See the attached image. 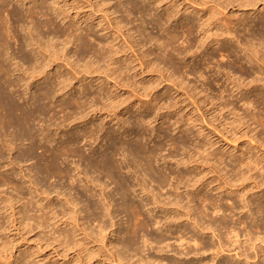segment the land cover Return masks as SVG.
<instances>
[{"label": "rangeland", "instance_id": "374dc122", "mask_svg": "<svg viewBox=\"0 0 264 264\" xmlns=\"http://www.w3.org/2000/svg\"><path fill=\"white\" fill-rule=\"evenodd\" d=\"M56 1H59L61 6H64V3L67 2L68 7L73 6V8L74 7L77 8V3L81 5V6L79 5L80 7H84L83 11L81 10L82 11L81 13L82 22L81 20L79 21L77 18H74L77 16L76 14L78 11L74 10L70 12L68 10V12H70L69 15H71V17L75 19L74 21L80 22L82 26V28L76 32L78 35L81 33L83 35H86V32H90L91 34L89 36L90 38L89 37L87 38L89 47L86 48L87 50L83 48L84 52L82 50V54L86 57L83 59L84 61L83 60L79 61V57L75 55L76 51L79 50V48L77 47V43L68 44L65 42V39H66L65 36L55 38L54 34L48 39L46 38L43 39V40L46 39L44 41L45 44L47 43H49V45L55 44L57 50H63V48L65 50V45L67 44L66 46L67 49L65 50L66 52L65 54L67 57H69L70 60L69 59L67 60V58L66 60H64L65 58H63L61 55V59L58 58L59 60L55 61L56 58H55V55H53V52H52L53 60L49 59L48 55L46 56L48 59L44 57L46 60H42L41 63L42 64L46 63L44 65H48V64L49 65L44 66L41 64L42 67L40 65L39 66L41 67L40 69L45 72L42 73L38 78H36L38 79L36 80L37 82H34V83L31 82L32 83L31 88L26 87V85L21 87V92L26 93L25 95L26 100L29 96L33 97L34 95H37V94H38L37 96H39V94L43 90H46L48 86L50 88L53 86L56 89H58L57 87H59L60 84H57V83H59L60 79H61L60 81H62V79L67 78L73 81L72 83H69L71 85L64 92L62 93L60 91L57 92L56 97L53 99V101L50 102L52 112L50 113L49 117L47 116V118L40 119L34 124V127L37 129L36 131L38 133H40L41 131H44L50 134L48 141L42 139L43 136H40L38 138L36 147H35L36 149H34V156L36 158L30 161H25V160L20 159V153L22 149H27L28 147H30V143H31L30 140H26L22 142L18 141L16 145H14L15 149L13 151H7L4 154L6 163H4L0 168V171H1L0 193L6 198H9V197H13V199L18 198L17 200H20L19 197L22 196L23 198L20 197L22 198L21 202H18L16 204V209L18 210H21V208H23L21 207L23 206V203L28 204L29 201L31 202L33 200L34 205L37 206L38 203L36 202H38V200L39 201L41 200L40 202L44 204L42 208H44L45 205L47 206L52 205L55 208L53 209L51 207V209H53V211L55 210L54 213H56V211L57 213L59 212L58 213L59 216L58 217L56 216L54 220L56 225L54 222L53 223L51 222L53 221L52 219L50 221L52 223V226L49 225L50 222L48 223V225L46 224V226H50V228L46 226H44L42 229L41 228L38 229L34 227V229L31 230L29 227H26L27 230L24 231L23 228L20 227L18 223H17V226L20 227L19 230L14 228L12 224L8 223L9 227L6 226L7 229L6 227L4 228L7 230V231L4 230L7 233V235L4 232L0 234V243L7 242L5 239L10 240L8 241L11 243L9 244L10 245L9 248L10 250L12 248L13 249L11 251L9 250V253L7 254L5 253L6 255L4 254L5 257H7V259L3 257L4 259H6V261H4V259H2V261L5 263L7 262L9 263L8 260H10L11 262L16 261V260L22 261L26 255L27 256L25 257V259L30 254H32L29 256L30 258H28L30 260V264H37V263L65 264L66 261L67 262L70 261L71 264H74V263L75 264H127L128 262H129L128 264H139V263L144 264L145 262H146L145 264H158L157 262L159 261H162L161 262L162 264H224V263L225 264L227 263L237 264L239 262H240L239 264H247L244 258H245V255L248 256V252H249L248 248L250 249L249 243L246 242V239L248 238V234H251V236L253 237V240L259 239V237L260 239L261 237L264 238V234H263L264 225H262V221L259 219L258 216L260 215H258V213L256 214L258 216H255L257 217V220L251 218L250 220L252 221H250L249 220V218L251 217V216L249 217L250 213L247 212L246 209L245 211H243L244 209L243 210L241 209V207L243 208L242 205L244 203L243 202H242L243 204L241 203V199L238 197V195L243 194L244 192L247 193L248 190L252 189L254 185L251 183H253V181H250V182L246 181L244 183L245 188L248 189L247 191L245 189L244 192L243 190L241 191L243 193L233 192L234 190H237V189L239 190L243 189V185L242 184L241 186L239 185L240 183H242V180L239 177L241 176V174H237V172L239 171L238 168L241 167L240 168L241 170L244 168L242 170V172L244 173L246 171L245 165H239L240 163L239 162L236 163L234 162V160H236L237 157L239 156L242 157L243 152L246 155L245 156L246 158L250 157V153H251V156L255 159L257 156L260 158H264L262 156L264 155V147H263L264 146L263 145L264 144V126L259 122L260 121L259 119L261 117H262L261 118L262 120L264 119L263 118L264 117V107H263L264 106V84L262 82L259 83L258 84L259 86L257 87L259 90L254 91L256 90L255 88L256 82L254 81L258 80L260 76L261 77L263 76L261 75V72L264 69V65L256 62L255 55L250 56L251 54H249V52L245 51V49L243 48L244 47L243 44L242 45L240 44L242 43L241 41L243 40H244L243 43L248 41V39L246 40V37L252 38V36H250L249 33L253 29L256 30L255 25L258 24L257 27H259L261 21H263L262 23H264V14L261 12V11H264V0L258 3L256 7L255 6H241L240 7L239 6L240 4L238 3L242 2L243 0L242 1L238 0V2L237 0L235 1L233 0L232 2L233 4L231 3L230 5L227 4L229 0H216V1L214 0L215 3L220 4L221 2V4L223 5V6L221 5L222 7L219 8L220 11H219V15L216 18V20L219 19L218 21L222 23L227 20L229 23H232L231 27L233 28L232 29L233 36H231L232 34H226L225 28H223L220 25V23L219 24L214 23L213 26L210 27L211 30L209 32L211 33L208 32L210 35L213 34L214 37L212 35L211 37L212 39L210 38L208 40L209 43L205 45L206 47L205 46L202 47V45L200 44L202 42L201 40L204 39V37L206 38L205 33L203 31L201 32L200 24L202 26L204 21L206 22V20L210 18V13L209 12L204 13L203 10L214 5V2H212V0H163L164 2H162L163 4H161V6H157L158 3H155L153 0L152 1L150 0L151 2L148 0H109L108 1L110 2L109 10H108V5H107V9L106 8L104 9L100 6H95L94 8H91L90 2H89L90 0H37L36 3H31V4L25 1H22V0H6L9 11H19V12H22L23 14L27 13L28 9H30L31 7L32 8L36 7L37 9L36 8L35 9L37 11H39V8L44 9L45 7V10H46V7L48 8L51 7L52 3ZM92 1L93 3L101 2V0L100 1L92 0ZM174 5H176V8L173 7ZM168 8H171V9L169 10ZM143 9H147V12L143 14V19L145 20L144 25L142 24L141 14L139 13L140 10L142 11ZM107 10L109 13H111V10H112V14L114 13V16L112 14H109L108 12L106 13ZM115 11L117 13H115ZM173 11L175 12L176 15L173 17V20H168L167 19L168 13H171ZM88 14L89 16H93L91 20H88L89 26L86 25V22H84L85 21L84 19L87 18ZM55 17L53 15L51 18L53 22L55 23L54 28H56L57 31L61 32V33H58V35L60 36V34L66 31L68 24L70 23L69 22L70 19L68 18L66 21L63 22L61 18L57 19ZM115 17H116V23H118L117 18L120 19L118 20L119 23H123L121 24L122 25L121 31L119 30L111 31L110 29H108V31L107 30L105 31L104 28L109 25V19L111 20L113 19V21H115ZM156 21L157 23H159V26L161 29L160 35H163V34L166 35L168 31L176 32L179 35V40L176 41L167 50L161 48L160 42L159 44L156 43L155 40L153 41L151 39V36H149L150 33L154 35H156L157 33V30L153 28V25ZM239 22L242 24H239ZM255 22L257 24H255ZM114 23L115 22H113V24ZM77 24L79 25V23ZM215 25L218 28H216ZM26 26L31 27L30 24H26ZM190 26H192V29H190ZM205 29H207V27H205ZM46 30L47 29L42 28L41 32L45 35ZM17 31L22 33L23 36L28 34V29H26L25 31H22L21 27H19ZM246 32H249V33H246ZM215 33L216 34L218 33V36H216ZM224 33L225 35L223 36ZM245 33L248 34L250 37L248 35L246 36ZM122 34H125L126 37L128 36V34L130 35L129 37H127V39H129L128 40L129 42L131 40H132L131 42H136V40L138 41V43L136 42L135 44V47L138 49L137 51L138 55L140 54V57L144 56V54L148 55L147 57L144 56L145 59L142 57L143 60H145V62L149 61L145 66L140 65V61L138 60L139 57H137L135 53L133 54L132 50L128 51V49L126 48L127 47L126 42ZM235 35L236 37H234ZM238 36L240 37V39L238 38ZM115 37L116 38L118 37L117 43H120V45L118 46L120 50H126L128 52L126 53L123 52L119 56H117L116 58L117 63L114 64V66L111 65L112 63L110 61L104 62V60L102 59L99 60L100 61L99 67L101 68L98 71L99 73L95 72L96 70H94L97 67V64L95 65V68L93 66L92 68L91 67L87 68L90 70L81 72L86 63H89L90 61L89 64H91V62L97 61L98 56H95V55H98V54H96L95 51L100 52L101 50L100 46H102L99 44L101 43L108 44L105 41H109V42L113 41ZM243 37L245 39H242ZM235 39L238 41H236ZM224 40L228 44L222 42ZM64 42H65V45H64ZM253 42H256L254 43L256 44V46L255 45L254 46L259 48L258 47L259 43L256 40ZM9 44H10L9 55H11L12 57L14 56L16 58L15 61L17 62L20 61V65L22 66V68H24V70L27 69V67L29 66L28 63L24 62L25 58H28L30 60H34L35 58L34 62H36V58L38 57L36 52H40V49L38 50L37 46L33 45L32 47H27V45L22 44L21 41H16L15 39L14 41L13 39H11ZM138 44L139 46L137 47ZM140 44H142L143 46ZM241 46L243 47L241 48ZM225 48L227 49L225 50ZM173 50H176V51L174 52ZM181 50H182L183 56L185 57H183L182 54H180V56L179 54L177 55V53L179 51L181 52ZM208 53L212 54L214 58L210 57ZM70 56L72 59L70 58ZM128 57L132 58V62L129 61ZM119 58H121L122 60ZM250 59L252 61H250ZM119 62L121 63L123 62V63L121 64ZM129 62H131L132 64ZM76 63L78 64V66L80 64L79 66L80 73H78L79 72L78 69L76 70L73 68L74 72L72 74L71 73L72 70L70 69L72 66L77 68L75 66ZM160 63H161V66H160ZM106 64L108 65L110 64V65L106 66ZM117 64H119L118 67H115V65L117 66ZM187 65L188 67H186ZM259 65L261 67H259ZM14 66H16V63L12 65V68ZM110 66H113V69L115 67L117 71V75L119 73L118 72L119 69L123 68V70H125V72L122 71V69L120 71L121 81L118 80L119 77L116 78L117 76L113 75L114 70ZM43 67L45 68L48 67V68L45 69ZM107 67L108 68L110 67L111 69L110 68L108 69ZM42 68L45 70H43ZM125 68H128L129 70L128 69L126 70ZM130 68L132 69L131 70L132 72L130 71ZM191 68L201 69V71L200 70L199 71L204 74V77H200L198 74L197 75L192 74L190 71ZM165 69L168 72H165L164 71ZM75 71H78V72H76L77 75L75 74L74 76ZM122 72L125 73L127 77H125V75ZM47 76L49 77V81H47V78H48ZM122 77L124 78V80ZM19 78L21 77H18V76H15V78L12 77L14 81L18 80ZM115 78L116 80H118L117 82L114 81ZM118 82L120 83V85L118 84ZM55 84H57V86ZM151 84H153L156 89ZM239 84L241 86L238 88ZM151 86L154 89H149V88H152ZM244 86H245V89H244ZM149 92L151 94H149ZM103 93H106V94H103ZM98 95H100L101 97ZM161 95L163 96L161 97ZM259 95L262 97H260ZM96 96L100 97L103 100L105 99V100L103 101L100 98L97 99ZM107 96L108 98H106ZM114 96H117V97H114ZM89 97L93 100L95 98L94 102L91 100H88L90 99ZM76 98H79L80 102L82 101L88 102L86 106L89 105V101L92 102L93 105L90 103L92 106L89 105L90 107H87L88 109L86 108L87 109V110L85 109L86 111L80 113L79 110H77L76 108V104H75L76 102H74V100H77ZM110 98L115 100V102H117V100L118 101L124 100L125 102L124 104L123 102L121 104L120 102H118V104H120V107L119 105L118 107L115 106V108L113 109H110L112 107H109V109L111 110L110 111L109 109H107L108 106L105 107V104H104V103L109 104L111 102ZM106 99H108V101ZM156 99L158 100L157 102H156ZM100 100L104 105L101 102H99ZM247 100L249 102L252 101L253 104L251 103L248 104ZM72 103H74V105ZM94 103H95V106H94ZM149 103H151V105ZM226 103L228 104L230 111L228 110V108L225 110L221 109L223 108V104H226ZM62 104L67 105L68 108L61 110L60 105ZM171 105H174V106L167 107ZM103 106L105 108H103ZM167 108H169L170 110ZM75 110H77L78 113H74ZM235 116L237 117V120L239 118H243L242 120L244 121L245 119V122L241 123L238 120L239 123H237L238 121L235 119L236 118ZM141 118L143 120H141ZM229 121L231 124L234 123L235 125L236 124H239V125L235 126L234 124H232L234 125L233 127L229 123ZM219 123H222V124H219ZM243 123H245L246 125ZM215 128H216V131L214 130ZM189 129L190 131H187ZM90 131L94 132L93 133L94 136L92 135V137H88L89 135L88 132ZM8 133L7 134L9 138H11L12 132H8ZM221 134L224 138L221 136ZM205 135H206V138H205ZM71 138H75L77 140V143H78L77 146L79 148L78 150L82 152V155H84L85 159H81L78 155L76 156L75 154L71 155L69 153L70 154L69 155L68 153L61 154L59 152V150L62 149L61 147H63V145L69 142ZM254 138L255 140L257 139L258 141L260 139L261 142H257V143H259L260 145L262 143L263 146L261 145V148L256 147L254 143L255 141ZM251 139H253L252 141L253 144L250 141ZM209 141L210 142L212 141V142L209 143ZM232 141H233V144H232ZM234 141L237 145L234 144ZM213 142L215 143L212 145ZM115 143H117L118 146L119 145L128 146L132 144L139 145V146H142L143 149L146 151L148 150L153 151L155 153V158H156V159L154 158V161H153L154 169L156 168L155 170L156 172L158 171V173L160 171L159 173L160 175H163V174H164L163 176L166 175V180H167L168 185L170 182L169 186L167 184L165 185L166 187L163 186L165 188L164 189L163 187L156 186L158 184H155V182L151 184L152 182L151 180L149 181V179L145 181L143 177V171L142 172L140 171L138 173V171L141 170V168L139 167L138 169L134 168L136 167V165L139 166L138 163H135L136 161L134 160V156L133 155L131 156V154L128 155L127 152L125 153V151H128L127 148L126 147L124 149L119 148L121 150L117 151V153L120 152V154H117L115 156V159H116V163L121 168L120 175L123 174L122 177L123 178L126 177V180L128 179L127 182L129 181V184L131 186L130 187L131 191L129 190L127 193L131 196L128 195V198L131 197L130 198L131 200H133L136 203H140L142 208H144L141 210L142 215L137 218L138 220L136 221V223L137 222L139 223V221L142 222V220L145 217L148 218L149 220L151 219L150 223L152 225L150 224V227H147L145 229L143 228L146 234L143 233L142 229H140L139 231L140 233L138 232L137 235L138 236L141 235L142 237L133 235V239L130 238L132 237L131 236L132 232L130 230L132 229V225H133L132 223L134 222V220L132 221L133 213L131 211L129 213V210L123 205V199L121 198L122 196L118 194L119 192H117L118 191L117 186L113 182V180L110 179L105 174V172L92 168L87 160V159H97L98 160L99 155H101L102 153H105L106 151L107 153L108 152L110 153L112 148L115 147V145H113ZM206 146H208V149L210 150L205 152L204 150H206L205 149ZM211 147H213L214 150L216 151L218 150V152L214 151L213 148L211 149ZM219 150L220 151L223 150L222 155H221V157L223 156L222 163H219L217 159L215 160V158L213 157L211 158V156H209L208 161L210 162L209 163L207 162L208 165L203 166L202 164H199L202 161L201 158L198 159L200 155L202 154L199 152L202 151L204 153L203 155L206 156L208 154L207 152L212 153L214 151L215 153H218V155L220 156ZM249 150H253V152ZM257 150L259 151V153H257L258 152ZM46 151H51L58 155L59 165L61 166V168L65 170V172L67 171L64 174L65 176L64 175L63 176H51V175L44 173L46 177H43L42 174L38 175L36 173V168L39 166L38 159L42 158V156H43V159H46L49 155H51V152H46ZM226 153L228 156H226ZM224 156H226V159ZM230 158L232 162L230 161ZM243 158L244 157H242V159ZM184 160L187 161L189 165H185L187 162H184ZM10 161H13L16 163L15 170L12 169L13 165H9L10 168L7 167L9 164L8 162ZM197 161L199 162L197 163ZM214 162H217V163L215 164ZM212 163H214V165H212ZM233 163L234 164L236 163L235 165L236 167L234 166ZM218 165H220L219 167L220 169L223 167L222 168L223 170L221 173L223 176L227 175L228 180H231V179L234 180V178L236 177L235 173L237 177L240 178L239 179V181L241 180L240 182H237L235 180H234L235 182H232L234 183L233 184L234 188L236 187L235 189L233 188V186L232 188H228V184L225 182L226 177H223V176L221 177V174L219 172H218L219 175L218 174L216 175L217 169L215 166L218 167ZM225 165L227 166L225 167ZM190 166L193 168H191ZM237 166L239 167L237 168ZM212 167H215V169ZM132 168L136 169V170L133 169V171L136 172L138 176L132 171ZM196 168H198L197 169L198 171H196ZM236 168L238 170L235 172L234 170ZM9 169H11V171ZM190 169H192L193 171ZM199 170H201V172ZM214 170L216 171V173L211 174L214 172ZM161 171H163L162 172L163 174H161ZM194 171H196V174ZM230 171H234L232 172L233 174ZM239 172L242 173L241 171ZM201 173L202 175L203 173L206 175V177L203 175V177L206 180L203 179V177H201L202 175L198 176ZM255 173L258 175V180H262V175L264 173L259 172V171H254L253 174L255 175ZM186 174L189 176H187ZM193 174H195V176ZM126 175L129 177L127 178ZM191 175H193L195 179L194 177L192 179ZM196 175L197 177H199V179L196 178ZM218 176H220L222 180ZM135 177H140L139 178L140 180H138V178H136L135 180ZM189 178H191V180H189ZM200 178H202V183H204L202 184L203 186L200 184L201 183ZM208 178L209 180H207ZM141 179H143V182H145L146 186L148 187V189H146L147 193L144 192V190H142V187L139 185L140 183H138L139 181H142ZM211 179L212 180L214 179V180L212 181ZM219 179L223 181V183H221ZM5 180H8V181L12 180L13 183H7ZM33 180H36V182L38 183H36ZM133 180H135V182ZM195 180L199 182L198 188L200 187L199 188L200 190L198 188L196 189V187L195 188L193 187L194 183L191 184L192 188L190 187L191 185L190 186L187 185L189 181H190L189 184L191 183V181L196 183ZM32 181L35 183L31 184ZM208 181L209 183L212 181L211 183H213V185L211 183H210L211 185L208 184L207 183ZM224 182L226 186L224 185ZM184 183L185 184L187 183L186 187ZM236 183H238L240 187ZM246 185L250 187L248 188V186L246 187ZM85 186L88 188H86ZM209 186H211L210 188L212 190L208 189ZM219 186L220 187L225 186V189H228V191L220 190V188H217ZM35 187L39 188V190L37 188V193L35 191ZM187 187L189 188V190ZM159 189L163 190L161 191L162 194ZM192 189L194 191H192ZM260 189H263L261 191L264 192V186ZM260 189L253 191L254 193L253 195L251 194L252 193L251 190L248 193L249 196L247 194V197L248 199L250 198L249 200H251V202L254 200V202L252 203L255 207L253 205L251 206V208H253L254 210L257 206H258L257 208L259 207L264 208V203H263L264 196L262 197L263 192L261 193ZM148 190L149 191L153 190L152 191L153 193H149ZM38 191H41V192L38 193ZM44 191L47 193L46 194L47 196L42 193ZM21 192L23 194H21ZM155 192H158V195L161 194L160 199L165 200V203L168 202V199L172 200V202H175V200L180 199L182 204L184 206H187V204L192 203L194 199L195 202L193 201V204H190V206L193 205V207L192 206L191 207L194 208V210L196 209L195 214L197 216H200V218H202V222H204V224L206 223L205 225L212 222L214 231H211V230L205 231V232H201V231L198 232V230L196 231V229H194V225L192 226L193 222L190 220H187V218L184 216L185 210L183 211L180 209L181 212L180 210H178V212H180L178 213L177 207L172 206V204L168 206L169 212H171L170 214L169 212L167 214L164 212V210L162 211V209L157 208L156 205H153L155 204L153 201V194ZM193 192L196 194H194ZM199 192H201V194L203 195H201ZM232 192L234 193V195ZM259 192L262 195L260 194L259 195L260 197H258V199H255L254 195L256 194L257 196ZM187 193H189V195ZM228 193L231 195H227ZM36 194L39 196H36ZM175 194L178 196V198ZM48 195L51 198H49ZM154 195H157V194L155 193ZM200 195H201V198L203 199L198 198V196ZM191 196L196 197V199L195 198L192 199ZM216 197L217 199L219 198L218 200H220V202H221V199L222 201L224 199L225 203L221 202V206L223 203V206H222L223 208H225V206L227 207V205L228 207H230V204H232V201L234 203V199L235 200L237 199L236 200L237 203L235 201L236 203L235 208H237L236 211L234 210L235 208H233V205H232V207H230L231 209L228 207H227L228 209L226 208L227 212H220V214L217 215V213L219 212H215V207L213 208V204H212V203H217V202L219 204V201L216 199ZM143 198L145 199L147 198L148 200H145ZM142 199L145 200L146 202L143 201ZM163 200H161V202ZM188 200L189 202L190 201L191 202L189 203ZM201 200H203L202 203L207 208H204V206L201 203ZM204 200H207L208 202L204 203ZM256 200L259 202L261 206H259ZM70 202H72V204H70ZM75 202L77 203V207H74L76 205ZM169 202L172 203L171 201ZM197 203L199 205H197ZM239 203L242 205L239 206L238 205ZM71 205L73 206L74 209L71 207ZM36 206L34 209H32L33 206H30L33 212L31 211L29 215L32 213L33 215L31 216L37 219V217L39 218V216H41L39 214H42V212L39 213L37 211L40 205H38L37 208ZM103 208L105 209L104 211H103ZM34 210L35 212L37 211L38 213L37 212L34 213ZM72 210L75 213H73ZM100 210H101V213H100ZM254 210L253 212H256L258 209H256V211ZM62 212L64 214H62ZM65 212L67 214L69 213L70 214L65 215L66 214ZM9 213H7V215H9ZM242 213L245 214L246 216H244ZM179 214L183 216V218L180 219V221H175L173 219L174 218L173 216L179 217ZM34 215H37V216H34ZM70 215H75V218L73 216L71 217ZM170 215H173V216H170ZM243 217L245 218V220L247 218L246 220L247 225H244L243 223H241V219ZM76 218L77 220H75ZM213 218L214 219L217 218L218 221L215 220V223H213L214 222V220H212ZM260 218L263 219L264 221V218H262V216H260ZM69 219L73 221H70ZM172 219L175 221V223ZM209 219L211 220V222H209L210 221ZM260 221H261V224H260ZM70 222L71 224H73L71 225L72 227L73 226L75 228L77 227V229H75L76 231L75 234L74 232L72 233L70 232V229L72 228L69 225ZM159 222L161 225L159 224ZM221 222L224 223V225H228L232 229L234 228L237 232H239L240 243H238V246L239 244H242V243L243 244L241 245V247L243 248L244 246L248 245L249 247H246L247 250L246 248H244L245 249L244 250L243 248L240 247L242 251L241 252L239 251L240 249L236 250L237 246L233 247V244L230 245L231 243L225 237L227 233H229V231H226L228 229L222 230L223 226L221 227L222 229H220L221 225L219 226V224ZM257 222H259V225L262 226L260 231L257 229ZM74 223L75 225L76 224L78 225L75 226ZM83 225H86V226H83ZM187 225L188 226L190 225V226L188 227ZM101 226H103L102 228L105 227L106 229L104 228L105 230H103ZM63 228H65V230ZM100 228L101 230H103L101 234L99 233L101 231L99 230ZM61 229L64 230V232L60 231ZM261 230L263 231V233L261 232ZM66 232H69L71 237L70 236L66 237V235H68L66 234ZM96 232L99 235H97L98 237L94 238L96 235L95 234ZM92 233H94L95 235L93 236ZM76 236L78 237L76 238ZM64 237L66 239L69 238V240L67 241H71L72 238L75 242L78 240L80 241V243L78 241L77 243L80 245H76L77 243L75 244L74 241H71L73 243L70 242L71 243L70 247H67L66 245L63 246L64 244H62V242L65 240ZM135 237L141 238L139 239L140 243L138 242L139 244H137L140 246V247L137 246L136 248L137 250L134 249L135 245L133 243L134 242L133 240L135 239ZM157 237L158 239L164 238L166 240L163 241L162 244H159L155 241ZM98 239L100 241L96 242V240ZM192 239H195V240L197 239L196 240L197 243L194 242V240ZM221 239L224 241V242L222 241L223 244L226 245L227 247V248L225 247V251L222 252V254L219 253L220 251H218L219 250L218 247L220 245ZM225 240H227L228 243ZM12 241L13 242L15 241V242L13 243ZM225 242L227 244H225ZM126 244L127 246H129L130 250L126 247ZM256 244L258 247L259 246L261 248L264 247V244H260V242H257ZM73 245L75 248L72 247ZM72 248H74V250ZM230 249H231V252L228 251ZM25 251L26 252L29 251V252L26 253ZM236 251H239L242 253L240 255V253L237 252L241 256V258H238L236 256V253H235ZM251 251L249 253L250 255L248 256L250 257V261L248 264H253V263L255 264L256 262L257 264H264V248L262 249V253H260V259L259 258L255 259L254 258L255 253L253 252L254 250L252 252ZM95 252H97V254H94ZM118 252L123 255L124 262L122 261V259L120 262L119 258L117 257L118 254L115 255V253H118ZM217 252L219 253V255ZM87 254H90L88 256L89 258H87ZM91 254H94V255H91ZM80 255L82 256L80 257ZM112 255L113 256L115 255V256L113 257ZM90 256H96V258L94 257L93 260L87 261L88 259L91 258ZM8 257L10 258L8 259ZM140 259H142L143 261H140Z\"/></svg>", "mask_w": 264, "mask_h": 264}, {"label": "bare ground", "instance_id": "6f19581e", "mask_svg": "<svg viewBox=\"0 0 264 264\" xmlns=\"http://www.w3.org/2000/svg\"><path fill=\"white\" fill-rule=\"evenodd\" d=\"M22 1H25V2H27V3H36L37 2V0H22ZM100 1V0H99ZM109 0H101V2H99V3H93V1L92 0H90L89 2H90V7L91 8H94L95 6H100V7H102V8H106L107 9V5H108V10H109V5H110V2H108ZM148 1H150V0H148ZM152 1V0H151ZM150 1V2H151ZM155 3H158L157 4V6H161V4H163L162 2H164L163 0H153ZM216 1V0H215ZM215 1L214 0H212V2H214V5H212L211 7H208V8H204L205 10H203L204 11V13H206V12H209L210 13V18H208V20H206V22L204 21V23H203V25L201 26V24H200V27H201V32L203 31L204 33H205V35H206V38L204 37V39H202L201 41V45H202V47L203 46H205L207 43H209L208 42V40L212 37V35H210L209 33H211V32H209L210 30H211V26H213V24L215 23V24H219L220 23V25L223 27V28H225V30H226V34H232L231 36H233V32H232V27H231V24L232 23H229L227 20L225 21V22H220V21H218L219 19H217L216 20V18L218 17V15H219V8H221L223 5L221 4V2H220V4H217V3H215ZM235 1V0H234ZM242 1V0H241ZM244 1V2H243ZM242 2H239L238 4H240L239 6L241 7V6H255L256 7V5L258 4V3H260V2H262L263 0H243ZM233 2V0H229L228 1V3L227 4H231ZM237 2H238V0H237ZM45 3V2H44ZM213 4V3H212ZM233 4V3H232ZM51 5V4H50ZM53 5V6H52ZM52 5H51V7H46V10H45V7H44V9L42 8H39V11H37L36 9V5L35 6H33V7H35V8H30V9H28V11H27V13H25V14H23L22 12H19V11H9L8 10V4H7V2H6V0H0V168H1V166L4 164V163H6V161H5V157H4V154L7 152V151H13L14 149H15V147H14V145H16V143L19 141V142H22V141H26V140H30V147H28L27 149H22V151H21V153H20V159L21 160H25V161H30V160H32V159H35L36 157L34 156V149H36L35 147H36V143H37V140H38V138L40 137V136H43V138L42 139H44V140H49V137H50V134L49 133H47V132H44V131H41L40 133H38L36 130V128L34 127V124L38 121V120H40V119H44V118H47V116L49 117V115H50V113L52 112V109H51V106H50V102L51 101H53V99L56 97V93L57 92H64L66 89H68L69 88V86L71 85V84H69V83H72V81H71V79H62V81H60L59 80V83H57V84H60L59 85V87H57L58 89H56L55 87H49L48 86V88L46 89V90H43L40 94H39V96H37V95H34L33 97H31V96H29L28 98H27V100H26V98H25V95H26V93L25 92H21V87L22 86H25L26 85V87H28V88H31V86H32V83H34V82H37L36 80H38V79H36V78H38L42 73H44L45 71H42L40 68L42 67L41 66V62H42V60H46L44 57H46L47 55H48V58L49 59H52L53 60V58H52V52H53V55H55V61L56 60H59L58 58H60L61 59V55H62V57L63 58H65L64 60H66V58H67V60L69 59V57H67L66 56V52H65V50L67 49L66 48V46H67V44L65 45V42L66 43H71V44H75V43H77V47L79 48V50L78 51H76V53H75V55H77L78 57H79V61L80 60H83L86 56H84L83 54H82V50H83V48L84 49H86L87 47H89L88 46V42H87V38L91 35L90 34V32H86V35H83L82 33L81 34H77L76 32L78 31V30H80L81 28H82V26H81V24H80V22H78L77 20V22H75L74 20V18H77L79 21L81 20V22H82V18H81V13H82V11H83V9H84V7H80L81 5L79 4V3H77V8L76 7H74L73 8V6H70V7H68V4H67V2H65L64 3V6H61L60 5V2L59 1H56V2H54V3H52ZM80 5V6H79ZM222 5V6H221ZM76 6V5H75ZM42 7V6H41ZM173 7H175L176 8V5H174ZM67 8V9H66ZM98 8V7H97ZM111 8V7H110ZM172 8V7H171ZM171 8H168L169 10L171 9ZM68 10L70 11V12H72V11H74V10H76V11H78L77 12V16L76 17H74V18H72L71 17V15H69V13L70 12H68ZM82 10V11H81ZM108 10L106 11V13L108 12ZM222 10V9H221ZM179 11V10H178ZM93 12V11H92ZM139 12V11H138ZM145 12H147V9H143L142 11L140 10V14H141V21H142V24L144 25L145 24V20L143 19V14L145 13ZM222 12V11H221ZM263 14H264V11H261ZM5 13H7V14H5ZM84 13V12H83ZM109 13V12H108ZM115 13H117L116 11H115ZM89 14H91V13H89ZM89 14H88V16H87V18L86 19H84L85 21L84 22H86V25H88L89 26V24H88V20H91L92 19V17L93 16H89ZM109 14H112V10H111V13H109ZM177 14H179V13H177ZM6 15V16H5ZM54 15V17L55 18H61V20L64 22V21H66L68 18L70 19V23L68 24V27H67V29H66V31L65 32H63L62 34H60V36L58 35V33H61V32H59V31H57L56 30V28H54V26H55V23L53 22V20H52V16ZM92 15H93V13H92ZM113 16H114V13L112 14ZM176 14H175V12L173 11V12H171V13H168V16H167V19L168 20H173V17L175 16ZM204 15V14H203ZM51 16V17H50ZM84 16V15H83ZM110 16V15H109ZM263 16V15H262ZM204 17V16H203ZM202 17V18H203ZM84 18V17H83ZM259 18V17H258ZM262 18V17H261ZM201 19V18H200ZM207 19V18H206ZM118 20H120L119 18H117V22L118 23H116V17H115V21H113V19L111 20V19H109V25L108 26H106L105 28H104V30L106 31H108V29H110L111 31H115V30H119V31H121V24H123V23H119V21ZM229 20V19H228ZM262 20V19H261ZM215 21V22H214ZM260 21V20H259ZM113 22H115L114 24H113ZM122 22V21H121ZM263 21H261V23H260V25H259V27H257V23L255 22V24H257V25H255V27H256V30L255 29H253L250 33L249 32H246V33H249L250 34V36H252V38H248V37H246L248 34H246V40L248 39V41H246L245 43H243L244 42V40L243 41H241L242 43L240 44V45H242L243 44V46H241V48L243 47L244 49H245V51H247V52H249V54H251L250 56H252V55H255V59H256V62H258V63H260V64H263L264 65V23H262ZM77 23H79V25L77 24ZM103 23H104V21H103ZM206 23V24H205ZM233 23H235V22H233ZM244 23V22H243ZM26 24H30L31 25V27H28V26H26ZM100 24V23H99ZM151 24H153V23H151ZM239 24H242V23H240L239 22ZM218 26V25H217ZM19 27H21L22 28V31H25L26 29H28V34L27 35H25V36H23V34L22 33H20V32H18L17 30H18V28ZM57 27V26H56ZM91 27V26H90ZM124 27V26H123ZM125 27H126V25H125ZM124 27V28H125ZM205 27H207V29H205ZM215 27H216V25H215ZM235 27V26H234ZM42 28H44V29H47L46 30V34L44 35L42 32H41V30H42ZM103 28V27H102ZM153 28L154 29H156L157 30V33H156V35H154V34H152V33H150L149 34V36H151V39L154 41L155 40V42L156 43H158L159 44V42H160V46H161V48H163V49H165V50H167L168 48H170L176 41H178L179 40V35H178V33H176V32H170V31H168V33H166V35H164L163 34V32H162V34L163 35H160V32H161V29H160V26H159V23H157V21L154 23V25H153ZM210 28V29H209ZM216 28H218V27H216ZM190 29H192V26H190ZM213 29H215V28H213ZM20 31V30H19ZM244 31V30H243ZM248 31H250V30H248ZM110 32V31H109ZM209 32V33H208ZM224 32V31H223ZM122 33V32H121ZM130 33V32H129ZM240 33V32H239ZM238 33V34H239ZM53 34H54V37L55 38H59V37H63V36H65V42H64V45H65V50H64V48H63V50H57V48H56V46H55V44L54 45H49V43H47V44H45L44 43V41L46 40V39H48V38H50L51 36H53ZM114 34V33H113ZM242 34V33H241ZM244 34V35H245ZM58 35V36H57ZM115 35V34H114ZM127 35V34H126ZM204 35V36H205ZM215 35L216 36H218V33L216 34L215 33ZM220 35H222V34H220ZM219 35V36H220ZM225 35V33L223 34V36ZM237 35V34H236ZM236 35L234 36V37H236ZM122 36L124 37V40H125V42H126V45H127V49H128V51L130 50H132L133 52V54L135 53L136 54V56L137 57H139V61H140V65L141 66H145L148 62H145V60H143V58L145 59V57H147L148 55H145L144 53V56H142V57H140V54L138 55V49L135 47V44H136V42L138 43V41L136 40V42H129L128 40L129 39H127V37H129L130 35L128 34V36L126 37L125 36V34H122ZM227 36V35H226ZM230 36V35H229ZM241 36V35H240ZM249 36V35H248ZM249 36V37H250ZM213 37H214V35H213ZM242 37V36H241ZM44 38H46L45 40H43ZM90 38V37H89ZM130 38H132V37H130ZM215 38H217V37H215ZM219 38V37H218ZM238 38L240 39V37L238 36ZM237 38V39H238ZM11 39H13V41H14V39L16 40V41H21V43L22 44H25V45H27V47H32L33 45L34 46H37V48H38V50L40 49V52H36L37 53V55H38V57L36 58V62H34L35 61V58H34V60H30V59H28V58H25L24 59V62H26V63H28V67H27V69H25L24 70V68H22V66L20 65V61L19 62H17V61H15L16 60V58L13 56H11V55H9V48H10V40ZM53 39V38H52ZM117 39H118V37L116 38H114V40L113 41H105V42H107L108 44H99V45H102V46H100V48H101V50H100V52L99 51H95L96 52V54H98V55H95V56H98V59H97V61H95V62H91V64H89L90 63V61H89V63H86L85 65H84V67H83V65H82V67H83V70L81 71V72H85V71H88V70H90V69H87V68H92L93 66H94V68H95V65L97 64V67L94 69V70H96L95 72H98L101 68L99 67V63H100V61L99 60H104V62L105 61H110L112 64L111 65H113L114 66V64H116L117 63V56H119L121 53H123V52H128V51H126V50H120V48L118 47L119 45H120V43H117ZM212 39V38H211ZM242 39H245L244 37L242 38ZM259 43V48H257V47H255L256 46V44H254V43H256V42H253V41H255V40ZM51 40V39H50ZM63 40V39H62ZM222 40V39H221ZM229 40V39H228ZM233 40V39H232ZM236 40V39H235ZM43 41V42H42ZM64 41V40H63ZM152 41V42H153ZM218 41V40H217ZM236 41H238V40H236ZM101 42V41H100ZM99 42V43H100ZM102 42H103V40H102ZM222 42H224V43H226L225 42V40L224 41H222ZM231 42V41H230ZM235 42V41H234ZM239 42H240V40H239ZM253 42V43H252ZM257 43V44H258ZM52 44H53V42H52ZM226 44H228V43H226ZM140 45H142V44H140ZM233 45V44H232ZM255 45V46H254ZM139 46V44L137 45V47ZM143 46V45H142ZM208 46V45H207ZM225 46V45H224ZM223 46V47H224ZM228 46V45H227ZM64 47V46H63ZM201 47V48H202ZM206 47V46H205ZM237 47H239V46H237ZM124 48V47H123ZM125 48V49H126ZM137 50H136V49ZM140 48H141V46H140ZM143 48V47H142ZM173 49V48H172ZM224 49V48H223ZM227 48H225V50H226ZM236 49V48H235ZM87 50V49H86ZM141 50V49H140ZM139 50V51H140ZM33 51V50H32ZM174 52L176 51V50H173ZM172 51V52H173ZM83 52H84V50H83ZM184 52V51H183ZM208 52V51H207ZM244 52V51H243ZM147 53V52H146ZM186 53H187V51H186ZM194 53V52H193ZM192 53V54H193ZM205 53V52H204ZM24 54V53H23ZM29 54V53H28ZM141 54H142V52H141ZM179 54V56H180V54H182V50H181V52L179 51L178 53H177V55ZM196 54V53H195ZM195 54H194V56H195ZM209 54V53H208ZM70 55V54H69ZM124 55V54H123ZM244 55V54H243ZM248 55V54H247ZM21 56V55H20ZM182 56H183V54H182ZM181 56V57H182ZM209 56L210 57H212V58H214L213 56H212V54H209ZM183 57H185V56H183ZM47 58V57H46ZM47 58V59H48ZM62 58V59H63ZM70 58H71V56H70ZM74 58V57H73ZM129 58V57H128ZM72 59V58H71ZM119 59H121V58H119ZM23 60V59H22ZM70 60V59H69ZM122 60V59H121ZM120 60V61H121ZM48 61V60H47ZM84 61V60H83ZM92 61V60H91ZM126 61H128V60H126ZM129 61H131L132 62V58H129ZM250 61H252L251 59H250ZM249 61V62H250ZM45 62V61H44ZM69 62V61H68ZM67 62V63H68ZM131 62H129V63H131ZM134 62V61H133ZM151 62V61H150ZM14 63H16V66H14L13 68H12V65L14 64ZM50 63V62H49ZM70 63V62H69ZM72 63V62H71ZM119 63H121V62H119ZM123 63V62H122ZM121 63V64H122ZM126 63V62H125ZM128 63V62H127ZM44 64H46V63H44ZM44 64H42V65H44ZM48 64V63H47ZM132 64V63H131ZM153 64V63H152ZM41 67H40V66ZM49 65V64H48ZM48 65H44V66H48ZM51 65V64H50ZM70 65V64H69ZM69 65H67V66H69ZM104 65H105V63H104ZM110 65V64H109ZM108 64H106V66H109ZM118 65L119 64H117V66L115 65V67H118ZM149 65V64H148ZM151 65V64H150ZM156 65V64H155ZM72 66V65H71ZM70 66V67H71ZM75 66L77 67V68H75V67H71V69L70 70H72V74H73V72H74V69H78V71L80 70L79 69V66H80V64H79V66H78V64L76 63L75 64ZM105 66V67H106ZM113 66H110V67H112V69H113ZM160 66H161V63H160ZM109 67V68H110ZM115 67H114V71H113V75H115V76H117L116 78H118L119 77V79L118 80H120V77H121V74H120V71H121V69H122V71H124L125 72V70H123V68H121V69H119L118 70V75H117V71H116V69H115ZM130 67V66H129ZM128 67V68H129ZM186 67H188V65L186 66ZM259 67H261L260 65H259ZM16 68V69H15ZM43 68H45V67H43ZM42 68V69H43ZM46 68H48V67H46ZM45 68V69H46ZM74 68V69H73ZM108 68V67H107ZM108 68V69H109ZM128 68H125L126 70L128 69ZM162 68V67H161ZM172 68V67H171ZM263 68V67H262ZM45 69H43V70H45ZM111 69V68H110ZM255 69V68H254ZM129 70V69H128ZM132 69L130 68V71H131ZM172 70V69H171ZM201 71V69H198V68H191V73L192 74H194V75H199L200 77H204V74L202 73V72H200ZM78 71H75V73H74V76H75V74H76V72H78ZM129 71V72H130ZM165 72H168V71H166V69L164 70ZM189 71V72H190ZM70 72V71H69ZM132 72V71H131ZM177 72V71H176ZM257 72V71H256ZM258 72H260V71H258ZM47 73V72H46ZM70 73V74H71ZM78 73H80V71L78 72ZM99 73V72H98ZM123 73V72H122ZM126 73H127V71H126ZM58 74V73H57ZM56 74V75H57ZM67 74V73H66ZM71 74V75H72ZM124 75H125V77H127V75L125 74V73H123ZM174 74V73H173ZM173 74H172V76H173ZM77 75V74H76ZM112 75V76H113ZM171 75V74H170ZM261 75H263L262 77L260 76L259 77V79L258 80H256V81H254V82H256V86H255V88H256V90H254V91H258L259 89L257 88L259 85V83H263L264 84V69L262 70V72H261ZM15 76H18V77H21V78H19L18 80H16V81H14L13 79H12V77H14L15 78ZM46 76V75H45ZM44 76V77H45ZM66 76V75H65ZM69 76V75H68ZM123 76V75H122ZM48 77V76H47ZM73 77V76H72ZM124 77V76H123ZM122 77V78H123ZM124 77V78H125ZM230 77V76H229ZM110 78V77H109ZM116 78H115V82H117L118 80H116ZM124 78H123V80H124ZM207 78V77H206ZM114 79V78H113ZM207 80V79H206ZM47 81H49V77L47 78ZM121 81V80H120ZM32 82V83H31ZM58 82V81H57ZM206 82V81H205ZM50 83V82H49ZM48 83V84H49ZM183 83V82H182ZM57 84H55L56 86H57ZM104 84H105V82H104ZM118 84L120 85V83L118 82ZM176 84V83H175ZM235 84V83H234ZM238 84V83H237ZM236 84V85H237ZM42 85V84H41ZM50 85V84H49ZM54 85V86H55ZM115 85V84H114ZM118 85V86H119ZM151 85H153V84H151ZM159 85V84H158ZM262 85V84H261ZM93 86V85H92ZM154 86V85H153ZM241 85L239 84V86H238V88L240 87ZM254 86V85H253ZM263 86V85H262ZM72 87V86H71ZM85 87V86H84ZM87 87V86H86ZM121 87V86H120ZM152 87V86H151ZM172 87H173V85H172ZM261 87V86H260ZM154 88H155V86H154ZM153 87L152 88H149V89H154ZM251 88V87H250ZM250 88H249V90H250ZM26 89V88H25ZM85 89V88H84ZM156 89V88H155ZM244 89H245V86H244ZM263 90V89H262ZM148 91V90H147ZM150 91V90H149ZM152 91V90H151ZM154 91V90H153ZM240 91V90H239ZM247 91H248V89H247ZM114 92V91H113ZM262 92V91H261ZM148 93V92H147ZM166 93V92H165ZM201 93V92H200ZM244 93V92H243ZM103 94H106V93H103ZM149 94H151L150 92H149ZM167 94V93H166ZM61 95V94H60ZM108 95V94H107ZM196 95V94H195ZM98 96H100V95H98ZM98 96H96L97 97V99L98 98H100V97H98ZM103 96V95H102ZM106 96V95H105ZM146 96H147V94H146ZM163 95H161V97H162ZM260 96V95H259ZM112 97V96H111ZM114 97H117V96H114ZM260 97H262V96H260ZM90 98V97H89ZM103 98V97H102ZM105 98V97H104ZM106 98H108V96L106 97ZM25 99V100H24ZM77 100H74V102H76L75 104H76V108H77V110H79V112L80 113H82V112H84V111H86L88 108L87 107H90V106H92L93 105V103L92 102H90L89 101V105L88 106H86L87 105V103L88 102H84V101H82V102H80V100H79V98H76ZM81 99V98H80ZM88 99V98H87ZM101 99V98H100ZM158 99H159V97H158ZM83 100V99H82ZM88 100H91V101H93L94 102V100H95V98H94V100L93 99H88ZM101 100H103V99H101ZM101 100L99 101V102H101ZM105 100V99H104ZM103 100V101H104ZM107 101H108V99H106ZM120 100V99H119ZM207 100V99H206ZM110 103L109 104H106V103H104L105 104V107L106 106H108L107 107V109H109V107H112V108H110V109H113V108H115V106L116 107H118V105H119V107H120V104L123 102V104H124V100L122 101H118L117 100V102H115V100H113V99H111L110 98ZM158 100L156 99V102H157ZM248 101V100H247ZM72 102H73V100H72ZM118 102H120V104H118ZM92 105H91V104ZM102 103V102H101ZM151 103H152V101H151ZM151 103H149L150 105H151ZM208 103V102H207ZM249 103H251V104H253L252 103V101H248V104ZM261 103V102H260ZM73 105H74V103H72ZM103 104V103H102ZM103 104V105H104ZM122 104V105H123ZM160 104V103H159ZM171 104V103H170ZM96 105H97V103H96ZM148 105V104H147ZM146 105V106H147ZM222 105V104H221ZM94 106H95V103H94ZM99 106V105H98ZM153 106H154V104H153ZM160 106H162V105H160ZM174 105H171V106H167V107H173ZM176 106V105H175ZM250 106V105H249ZM104 106H103V108H105ZM150 107V106H149ZM177 107V106H176ZM175 107V108H176ZM221 107V106H220ZM264 107V106H263ZM60 108H61V110L62 109H65V108H68V106L67 105H60ZM87 108V109H86ZM96 108V107H95ZM148 108V107H147ZM146 108V109H147ZM155 108V107H154ZM174 108V109H175ZM228 108V110L230 111V109H229V106H228V104L226 103V104H223V108H221L222 110H225V109H227ZM86 109V110H85ZM97 109V108H96ZM109 109V110H110ZM162 109H163V107H162ZM167 109H169V108H167ZM172 109V108H171ZM77 110H75L74 111V113H78L77 112ZM159 110V109H158ZM170 110V109H169ZM173 110V109H172ZM200 110V109H199ZM221 110V111H222ZM227 110V111H228ZM234 110V109H233ZM73 111V110H72ZM95 111V110H94ZM111 111V110H110ZM177 111V110H176ZM261 111V110H260ZM169 112V111H168ZM216 112V111H215ZM54 115V114H53ZM217 117V116H216ZM236 117V116H235ZM234 117V118H235ZM239 117H241V116H239ZM144 118V117H143ZM262 118V117H261ZM259 119L260 121V123L264 126V119L262 120V119ZM264 118V117H263ZM63 119H64V117H63ZM66 119V118H65ZM236 120H237V117L235 118ZM243 118H239L238 120L242 123V122H245V119H244V121L242 120ZM67 120V119H66ZM141 120H143L142 118H141ZM144 120H146V119H144ZM191 120V119H190ZM189 120V121H190ZM195 120V119H194ZM217 120V119H216ZM234 120V119H233ZM237 120V121H238ZM239 121L237 122V123H239ZM63 122V121H62ZM82 122V121H81ZM141 122V121H140ZM186 122V121H185ZM229 123H230V121H229ZM192 124V123H191ZM194 124V123H193ZM198 124V123H197ZM219 124H222V123H219ZM231 124V123H230ZM232 124H234V123H232ZM231 124V125H232ZM243 124H245V123H243ZM183 125V124H182ZM214 125V124H213ZM226 125V124H225ZM235 125V124H234ZM234 125H232L233 127H234ZM237 125H239V124H236L235 126H237ZM246 125V124H245ZM190 126V125H189ZM212 126V125H211ZM228 126V125H227ZM241 126V125H240ZM225 127V126H224ZM239 127V126H238ZM214 128V127H213ZM212 128V129H213ZM251 128V127H250ZM215 131H216V128L214 129ZM247 130V129H246ZM187 131H190V129L189 130H187ZM226 131V130H225ZM8 132H12V137L11 138H9V136H8ZM86 132V131H85ZM84 132V133H85ZM219 132V131H218ZM250 132V131H249ZM253 132V131H252ZM251 132V133H252ZM8 133V134H7ZM88 133H89V135H88ZM87 133V135H88V137H92V135L94 136V132L92 131H90V132H88ZM194 133V132H193ZM231 133V132H230ZM229 133V134H230ZM86 134V133H85ZM192 134V133H191ZM197 134H199V133H197ZM218 134V133H217ZM220 134V133H219ZM226 134V133H225ZM257 134V133H256ZM87 135H86V137H87ZM195 135V134H194ZM227 135V134H226ZM233 135V134H232ZM235 135H237V134H235ZM246 135V134H245ZM85 136V135H84ZM221 136H222V134H221ZM234 136V135H233ZM244 136V135H243ZM248 136V135H247ZM251 136V135H250ZM257 136V135H256ZM223 137V136H222ZM254 137V136H253ZM252 137V138H253ZM205 138H206V135H205ZM224 138V137H223ZM242 138V137H241ZM241 138H239V139H241ZM257 138V137H256ZM232 139V138H231ZM207 140V139H206ZM247 140V139H246ZM254 140H255V138H254ZM257 140V139H256ZM254 141V143H255V145H256V147H260L261 148V145H262V143H261V145L259 144V143H257V142H261L260 141V139H259V141L257 140V141ZM42 141V140H41ZM231 141V140H230ZM237 141V140H236ZM251 141V143H252V141H253V139H251L250 140ZM114 142H116V141H114ZM212 142V141H211ZM210 141H209V143H211ZM124 143H126V142H124ZM130 143V142H129ZM205 143V142H204ZM215 142H213L212 143V145L214 144ZM220 143V142H219ZM121 144V143H120ZM217 144V143H216ZM232 144H233V141H232ZM234 144H236L235 143V141H234ZM253 144V143H252ZM78 143H77V140L75 139V138H71L70 139V141L69 142H67L65 145H63V147H61L62 149L61 150H59V152L61 153V154H65V153H70L71 155L72 154H75L76 156L78 155L81 159H85V157H84V155H82V152H80L78 149ZM113 145H115V147H113L112 148V150H111V152L109 153H107V151L105 152V153H102L101 155H99V159L97 160V159H87L88 160V162H89V164H90V166L92 167V168H94V169H96V170H99V171H102V172H105V174L110 178V179H112L113 180V182L116 184V186H117V189H118V191L117 192H119L118 194H120V196H122L121 198L123 199V205L129 210V213H130V211L133 213V218H132V221L134 220V222L132 223L133 225H132V229L130 230L131 232H132V234H131V236L132 237H130V238H132L133 239V235H135V236H138L137 234H138V232L140 231V229H142L143 230V228L145 229V228H147V227H150V220L148 219V218H144L143 220H142V222L141 221H139V223L137 222L136 223V221L138 220L137 218L139 217V216H141L142 215V209H144V208H142V206L140 205V203H136V202H134L133 200H131L130 198L131 197H129L128 198V195L129 194H127L128 193V191L130 190V184H129V181L127 182V180H126V177L125 178H123L122 176H123V174L122 175H120V171H121V168H120V166L116 163V159H115V156L117 155V154H120V152H118L117 153V151L118 150H121V149H124L125 147L127 148V150L128 151H125V153L127 152L128 153V155H130L131 154V156L133 155L134 156V160L136 161L135 163H138L139 164V166L138 165H136V167H134V168H136V169H138V167L139 168H141V170H139L138 171V173L141 171H143V177H144V179H145V181L147 180V179H149V181L151 180V184H153V182H155V184H158V185H156V186H159V187H163V186H165L166 184H167V180H166V175L165 176H163L164 174L162 173L163 171H161V174H163V175H160L159 173H160V171H159V173H158V171L156 172V168L154 169V158H155V153L153 152V151H150V150H148V151H146V150H144L143 149V147L142 146H139V145H128V146H123V145H119L118 146V144L117 143H115V144H113ZM125 145V144H124ZM127 145V144H126ZM206 145H208V144H206ZM237 145V144H236ZM264 145V144H263ZM262 145V146H263ZM144 146V145H143ZM179 146V145H178ZM205 146V145H204ZM210 146V145H209ZM216 146V145H215ZM244 146V145H243ZM207 147V148H206ZM205 147V149L206 150H204L205 152L206 151H209L210 149H208V146H206ZM214 147V146H213ZM213 147H211V149L213 148ZM238 147V146H237ZM264 147V146H263ZM119 148H121V149H119ZM145 148V147H144ZM210 148V147H209ZM235 148V147H234ZM146 149V148H145ZM208 149V150H207ZM218 149V148H217ZM251 149V148H250ZM254 149V148H253ZM199 150V149H198ZM213 150H214V148H213ZM230 150V149H229ZM228 150V151H229ZM248 150V149H247ZM246 150V151H247ZM256 150V149H255ZM124 151V150H123ZM214 151H216V150H214ZM212 152V153H209V152H207L208 154L205 156V155H203L204 153L201 151V152H199V153H202L201 155H200V157L198 158V159H200L201 158V163H199V164H202L203 166H206V165H208V163L210 162V161H208V157L209 156H211V158L213 157V158H215V160L217 159V161L219 162V163H222V159H223V156L221 157V155H222V152H223V150L222 151H220L219 150V154H220V156L218 155V153H215V152ZM249 151H251V152H253V150H249ZM258 151V150H257ZM46 152H51V151H46ZM130 152V153H129ZM216 152H218V150L216 151ZM221 152V153H220ZM227 152V151H226ZM230 153V152H229ZM241 153V152H240ZM249 153V152H248ZM256 153V152H255ZM257 153H259V151L257 152ZM69 154V155H70ZM206 154V153H205ZM234 154V153H233ZM239 154V153H238ZM243 154V156L242 157H244L243 159H242V157H237V159L236 160H234V158H233V160H234V162H239L240 164L239 165H245L246 166V168H245V173L244 172H242V170L244 169H240L241 167H239V166H237V168L239 169V171H241L242 173H240L239 171L237 172V174H241V176H239L240 178H241V180H242V183H240L239 185L241 186V184L243 185V189H241V190H239V189H237V190H234L233 192L235 193H238V192H241L242 190H243V192H244V190L246 189L245 188V185H244V183L246 182V181H248V182H250V181H253V183H251V184H253L254 186H253V188L252 189H250L251 191H252V195L254 194L253 193V191H256L257 189H260V188H262L263 186H264V174L262 175V173H264V158H260V157H256V159L255 158H253L252 156H251V153H250V157L249 158H246L245 156V154H244V152L242 153ZM247 154V153H246ZM252 154H254V153H252ZM262 154V153H261ZM260 154V155H261ZM96 155V154H95ZM225 155V154H224ZM230 155V154H229ZM232 155V154H231ZM236 155V154H235ZM94 156V155H93ZM127 156V155H126ZM198 156V155H197ZM226 156H228L227 155V153H226ZM226 156H224L225 157V159H226ZM255 156V155H254ZM263 157H264V155H262ZM157 157V156H156ZM230 157V156H229ZM233 157V156H232ZM231 157V158H232ZM231 158H230V161H231ZM156 159V158H155ZM195 159V158H194ZM255 159V160H254ZM39 161H38V163H39V166L36 168V173L38 174V175H41L42 174V176L43 177H46L45 176V174H48V175H51V176H63L66 172H65V170L63 169V168H61V166L59 165V159H58V155L56 154V153H53V152H51V155H49L46 159H43V156H42V158H40V159H38ZM214 160V161H215ZM195 161V160H194ZM184 162H187V161H185L184 160ZM199 161H197V163H198ZM208 162V163H207ZM232 162V161H231ZM9 164H8V166L7 167H9L10 168V166L9 165H13L12 166V169L13 170H15V166H16V163L15 162H13V161H10V162H8ZM133 163H134V161H133ZM157 163V162H156ZM196 163V162H195ZM196 163V164H197ZM215 164L217 163V162H214ZM214 163H212V165H214ZM229 163V162H228ZM236 163L234 164V166L236 165ZM129 164V163H128ZM127 164V165H128ZM182 164V163H181ZM185 165H189L188 164V162L185 164ZM202 165H201V167H202ZM196 166V165H195ZM211 166V165H210ZM227 165H225V167H226ZM233 166V167H234ZM186 167H188V166H186ZM191 167V166H190ZM198 167V166H197ZM216 167V171H217V173H216V171L214 170V172L213 173H211V174H214V173H216V175L218 174L219 175V173L221 174V177L223 176L222 175V168L220 169L219 167H220V165H218V167L217 166H215ZM215 167H212V168H214L215 169ZM231 167V166H230ZM236 167V166H235ZM234 167V168H235ZM254 167V168H253ZM134 168H132V171H133V169ZM191 168H193V167H191ZM195 168V167H194ZM233 168V169H234ZM235 169L234 171L236 172L238 169ZM136 169H134V170H136ZM198 168H196V171H198L197 170ZM10 171H11V169H9ZM12 170V171H13ZM130 170V169H129ZM190 170H192V169H190ZM131 171V170H130ZM189 171V170H188ZM193 171V170H192ZM196 171H194L195 172V174H196ZM200 172H201V170H199ZM234 171H230L231 173L232 172H234ZM254 171H259V172H262L261 173V175H262V180H258V175L255 173V175L253 174V172ZM134 172V171H133ZM185 172V171H184ZM194 172H192V173H194ZM199 172V173H200ZM219 172V173H218ZM45 173V174H44ZM122 173V172H121ZM137 176H138V174L136 173V172H134ZM198 173V174H199ZM209 173V172H208ZM207 173V174H208ZM0 174H1V171H0ZM189 174V173H188ZM195 174H193L194 176H195ZM205 174H206V172H205ZM204 173H203V175L206 177V175H205ZM230 174V173H229ZM233 174V173H232ZM231 174V175H232ZM71 175V174H70ZM179 175V174H178ZM187 175V174H186ZM193 175H191L190 177L193 179ZM202 175V173L200 174V175H198V176H201ZM203 175L201 176V177H203ZM65 176V175H64ZM87 176V175H86ZM127 176V175H126ZM135 176V175H134ZM180 176V175H179ZM179 176H177V177H179ZM187 176H189V175H187ZM234 176V175H233ZM235 178H234V180L235 181H237V182H240L239 181V177H237V175H236V173H235ZM23 177V176H22ZM129 176H127V178H128ZM183 177V176H182ZM208 177V176H207ZM219 178H221L220 176H218ZM217 177V178H218ZM223 177H226V180H225V182L228 184V188H232V186H233V188H234V183H232V182H235L233 179H231V180H228V176L227 175H224ZM231 177V176H230ZM25 178V177H24ZM136 178H138V180H140L139 178L140 177H135V180H136ZM187 178V177H186ZM186 178H185V180H186ZM191 178H189V180H191ZM196 178H198L199 179V177H197V175H196ZM213 178V177H212ZM88 179V178H87ZM168 179V178H167ZM180 179H182V178H180ZM194 179H195V177H194ZM198 179H196V180H198ZM201 180V185L202 184H204V183H202V178H200ZM203 179H205L204 177H203ZM80 180V179H79ZM135 180H133L134 182H135ZM142 181H139L138 183H140L139 185L142 187V190H144V192H146L147 193V190L146 189H148V187L146 186V184H145V182H143V179H141ZM171 180V179H170ZM195 180V181H196ZM206 180V179H205ZM207 180H209V178L207 179ZM212 180V179H211ZM214 180V179H213ZM212 180V181H213ZM220 180V179H219ZM221 180H222V178H221ZM220 180V181H221ZM7 183H13V181L12 180H5ZM33 181H35L36 182V180H33ZM31 182V184H34L35 182ZM38 181V180H37ZM131 181V180H130ZM169 181V180H168ZM188 181V180H187ZM186 181V182H187ZM194 181V180H193ZM193 181H191V183L189 184V182H188V184L187 185H191L192 183H194L193 184V187L195 188L196 187V189L198 188V184H199V182L198 181H196V183L195 182H193ZM211 181V182H212ZM218 181V180H217ZM137 182V181H136ZM198 182V183H197ZM210 182V183H211ZM225 182H224V185L226 186V184H225ZM36 183H38V182H36ZM131 183V182H130ZM208 184H210L209 183V181L207 182ZM216 183H218V182H216ZM221 183H223V181H221ZM87 184V183H86ZM185 183H184V185H185V187L187 186ZM212 185H213V183H211ZM210 184V185H211ZM237 185H238V183H236ZM88 185V184H87ZM86 185V186H87ZM168 185V184H167ZM169 185H170V182H169ZM168 185V186H169ZM179 185H181V184H179ZM219 185H220V183H219ZM222 185V184H221ZM230 185V186H229ZM237 185H235V186H237ZM238 185V186H239ZM35 186V185H34ZM33 186V187H34ZM37 186H38V184H37ZM85 186V187H86ZM203 186V185H202ZM223 186V185H222ZM225 186L224 187H217V188H220V190H224V191H228V189H225ZM239 186V187H240ZM248 185H246V187H247ZM152 187H153V185H152ZM166 187V186H165ZM176 187V186H175ZM191 188H192V185L190 186ZM211 186H209V188L208 189H211L210 188ZM216 187V186H215ZM250 186H248V188H249ZM37 188L38 187H35V191H36V193H37ZM86 188H88V187H86ZM150 188V187H149ZM164 188V187H163ZM162 188V189H163ZM173 188V187H172ZM183 188H184V186H183ZM188 188V187H187ZM187 188H185V189H187ZM193 188V189H194ZM200 188V187H199ZM198 188V189H199ZM202 188V187H201ZM227 188V187H226ZM236 188V187H235ZM234 188V189H235ZM153 189V188H152ZM161 189V188H160ZM159 189V190H160ZM165 189V188H164ZM175 189V188H174ZM192 189V191H194ZM205 189V188H204ZM216 189V188H215ZM38 190H39V188H38ZM157 190V189H156ZM188 190H189V188H188ZM200 190V189H199ZM203 190V189H202ZM212 190V189H211ZM219 190V189H218ZM248 189H246V191H247ZM250 190H248L247 191V193L246 192H244V193H246V194H244L243 192H241V193H243V194H240V195H238V197L241 199V203L243 204H238L239 206H243V208L241 207V209L243 210V211H245V209L247 210V212H249L250 213V215H249V220L252 218V219H256L257 220V217H255V216H258V215H260V216H262V218H264V208H257L258 206H257V204H256V208H255V210L253 209V208H251V206L253 205V203L252 202H254V200L251 202V200H249L248 199V197H247V194L250 192ZM261 190H263V189H260V191ZM34 191V192H35ZM42 191V190H41ZM41 191H38V193L39 192H41ZM48 191V190H47ZM59 191V190H58ZM131 191V190H130ZM149 191V190H148ZM153 191V190H152ZM152 191H149V193H153ZM161 191H163V190H160V192ZM172 191V190H171ZM175 191V190H174ZM196 191H198V190H196ZM232 191V190H231ZM167 192V191H166ZM185 192V191H184ZM186 192H187V190H186ZM218 192V191H217ZM232 192V193H233ZM263 191H261V193H262ZM30 193H31V191H30ZM44 195H46L47 193L44 191V192H42ZM42 193H40V194H42ZM157 194V195H154V194ZM154 194H153V201H154V203L155 204H153V205H156V207L157 208H160V209H162V211L164 210V212L165 213H167L168 214V212H169V208H168V206H170L171 204H172V206H174V207H177V212H178V210H185L184 211V216L187 218V220H190V221H192L193 223H192V226L194 225V229H196V231L198 230V232L199 231H201V232H205V231H214V229H213V224H212V222H211V220L209 221V222H211V223H209V224H207V225H205L204 224V222H202V218H200V216H197L196 214H195V210H194V208H192L193 207V205H191L190 206V204H193V201H194V199L193 198H195L196 199V197H192V199H193V201H192V203H190L189 202V200H188V202L190 203V204H187V206H184L183 204H182V202H181V200L180 199H177L178 198V196H177V200H175V202H172V200H169L168 199V202L169 201H171L172 203H168V205H167V203H165V200H163V199H160V195L162 194V192H161V194L160 195H158V192H155ZM176 193H177V191H176ZM192 193V192H191ZM194 193V192H193ZM198 193V192H197ZM200 194H201V192H199ZM220 193V192H219ZM234 193H233V195H234ZM260 192L257 194V196H256V194L254 195L255 196V199H258V197H260L259 195L261 194ZM21 194H23L22 192H21ZM35 194V193H34ZM49 194V193H48ZM118 194H116V195H118ZM144 194V193H143ZM167 194V193H166ZM173 194V193H172ZM172 194H171V196H172ZM188 195H189V193H187ZM186 194V195H187ZM194 194H196V193H194ZM225 194V193H224ZM263 194V195H262ZM261 195H262V197L264 196V192L262 193ZM20 195V194H19ZM149 195V194H148ZM147 195V196H148ZM185 195V196H186ZM190 195H192V194H190ZM201 195H203V194H201ZM201 195L200 196H198V198H200V199H203V198H201ZM220 195H222V194H220ZM227 195H231V194H227ZM36 196H39V195H37L36 194ZM35 196V197H36ZM42 196V195H41ZM47 196V195H46ZM49 196V195H48ZM129 196H131V195H129ZM151 196V195H150ZM149 196V197H150ZM248 196H249V194H248ZM20 197H22V196H20ZM19 197V199L20 200H17V199H13V197H9V198H6L5 196H3L1 193H0V234H2V232H4V233H6L4 230H6L7 229V227L6 226H8V223L9 224H12L13 226H14V228H16V229H20V227H22L23 228V230L25 231V230H27V228L26 227H29L31 230L32 229H34V227H36V228H43L44 226H46V224L48 225V223L51 221V219L53 220V221H51L52 223L54 222V220H55V218H56V216L58 217L59 216V212L57 213V211H56V213H57V215H56V213H54L55 212V210L53 211V209L55 208L54 206H52V205H45V207L44 208H42L43 207V205L44 204H42V202H40L39 200H38V202H36V203H38L37 204V206L36 205H34V203H33V200L30 202L29 201V203L28 204H25V203H23V206H21V207H23V208H21V210H18V209H16V204L18 203V202H21V199L23 198H20ZM35 197H33V198H35ZM43 197V196H42ZM145 197V196H144ZM148 197V198H149ZM203 197V196H202ZM228 197V196H227ZM37 198V197H36ZM48 198V197H47ZM46 198V199H47ZM49 198H51L50 196H49ZM48 198V199H49ZM105 198V197H104ZM133 198V197H132ZM152 198V197H151ZM166 198V197H165ZM170 198V197H169ZM181 198V197H180ZM235 198V197H234ZM40 199H42V198H40ZM143 199H145V198H143ZM142 199V200H143ZM190 199V198H189ZM191 199V200H192ZM200 199H199V201H200ZM216 199H217V197H216ZM219 199V198H218ZM217 199V200H218ZM233 199V198H232ZM67 200V199H66ZM135 200V199H134ZM145 200H148L147 198L145 199ZM145 200H143V201H145ZM161 200H163L162 202H161ZM167 200V199H166ZM237 200V199H236ZM235 199H234V203H235V201H236ZM43 201V200H42ZM69 201V200H68ZM67 201V202H68ZM198 201V200H197ZM198 201V202H199ZM215 201V200H214ZM219 201V204H218V202L217 203H212L213 204V208L215 207V212H219V213H217V215L218 214H220V212H227V209L228 208H230V207H232V205H233V208H235V206H236V203H237V201H236V203L234 204L233 203V201H232V204H230V207H228V205H227V207L225 206V208H223L222 206H223V203H225L224 202V199H223V201H222V199H221V202H223L222 203V206H221V202H220V200H218ZM240 201V200H239ZM238 201V202H239ZM261 201V200H260ZM44 202V201H43ZM73 202V201H72ZM72 202H70V204H72ZM105 202V201H104ZM107 202V201H106ZM146 202V201H145ZM152 202V201H151ZM184 202V201H183ZM188 202H186V203H188ZM195 202V201H194ZM203 202V200H201V203ZM205 202H208L207 200H204V203ZM256 202L259 204V202L256 200ZM255 202V203H256ZM49 203V202H48ZM69 203V202H68ZM74 203V202H73ZM76 203V202H75ZM149 203V202H148ZM254 203V204H255ZM260 203H262V202H260ZM264 203V202H263ZM51 204H53V203H51ZM145 204V203H144ZM210 204V203H209ZM38 205H40L39 206V208L37 209V211L39 212V213H41L42 212V214H39V215H41V216H39V218L37 217V219L34 217H32L31 215H33L32 213L29 215V213L32 211L33 212V210H31V208H30V206H33V208L32 209H34L35 208V206H36V208L38 207ZM75 205V204H74ZM197 205H199L198 203H197ZM202 205H203V203H202ZM224 205H226V204H224ZM237 205V206H238ZM146 206V205H145ZM171 206V207H172ZM204 206V205H203ZM254 206V205H253ZM259 206H261L260 204H259ZM263 206V205H262ZM27 207V208H26ZM51 207L53 208V209H51ZM71 207L73 208V206L71 205ZM74 207H77V203H76V205L74 206ZM255 207V206H254ZM125 208V209H126ZM155 208V207H154ZM204 208H207V207H205L204 206ZM227 208V209H226ZM240 208V207H239ZM238 208V209H239ZM63 209V208H62ZM62 209H61V211H62ZM71 209V208H70ZM74 209V208H73ZM107 209V208H106ZM171 209V208H170ZM197 209H199V208H197ZM217 209V210H216ZM231 209V208H230ZM230 209H229V211H230ZM236 209L237 208H235L234 210L236 211ZM254 211H256V209H258L256 212H253V210ZM46 210H47V212H46ZM50 210V211H49ZM102 210V209H101ZM101 210H100V213H101ZM105 209L103 208V211H104ZM108 210V209H107ZM157 210V209H156ZM181 210H180V212H181ZM208 210V209H207ZM242 210H241V212H242ZM36 211V212H37ZM49 211V212H48ZM73 211V210H72ZM79 211V210H78ZM144 211V210H143ZM173 211V210H172ZM176 211V210H175ZM203 211V210H202ZM233 211V210H232ZM231 211V212H232ZM10 212V213H9ZM35 212V210H34V213H36ZM37 212V213H38ZM69 212V211H68ZM71 212V211H70ZM97 212V211H96ZM105 212H107V211H105ZM151 212V211H150ZM149 212V213H150ZM174 212V211H173ZM172 212V213H173ZM180 212H178V213H180ZM196 212H198V211H196ZM209 212V211H208ZM246 212V213H247ZM7 213H9V215H7ZM66 213V212H65ZM73 213H75L74 211H73ZM73 213H71V214H73ZM78 213V212H77ZM109 213V212H108ZM171 212H169V214H170ZM207 213V212H206ZM214 213V212H213ZM233 213V212H232ZM258 213V215H256ZM7 216H6V215ZM62 214H64L63 212H62ZM70 214V213H69ZM69 214H65V215H69ZM110 214V213H109ZM228 214V213H227ZM241 214V213H240ZM243 214V213H242ZM255 214V215H254ZM78 215V214H77ZM106 215V214H105ZM114 215V214H113ZM152 215V214H151ZM161 215V214H160ZM176 215H177V213H176ZM244 216H246L245 214H243ZM248 215V214H247ZM18 216V217H17ZM34 216H37V215H34ZM71 217L73 216L74 218H75V215H70ZM100 216V215H99ZM104 216V215H103ZM153 216V215H152ZM170 216H173V215H170ZM204 216H206V215H204ZM215 216H216V214H215ZM214 216V217H215ZM260 216H258L259 217V219L262 221V225H264V221H263V219H261L260 218ZM12 217V218H11ZM148 217V216H147ZM174 218V220L175 221H180V219H182L183 218V216H181L180 214H179V217H176V216H173ZM184 217V218H185ZM66 218V217H65ZM153 218V217H152ZM158 218V217H157ZM168 218V217H167ZM170 218H172V217H170ZM11 219H13V220H11ZM58 219V218H57ZM57 219H56V221H57ZM68 219V218H67ZM71 219V218H70ZM69 219V220H70ZM156 219V218H155ZM172 219V220H173ZM239 219H241V218H239ZM258 219V220H259ZM20 220V221H19ZM75 220H77V218L75 219ZM173 220V221H174ZM212 220H214V222L213 223H215V220H217L218 221V219L216 218V219H212ZM246 220H247V218H246ZM246 220H245V218L243 217L242 219H241V223H243L244 225H247L246 224ZM255 220V221H256ZM19 221V222H18ZM32 221H33V223H32ZM70 221H73V220H70ZM175 221H174V223H175ZM250 221H252V220H250ZM261 221H260V224H261ZM50 222V224L49 225H51L52 226V223ZM67 222V221H66ZM228 222V221H227ZM17 223L20 225V227H18L17 226ZM55 223V222H54ZM57 223H59V222H57ZM78 223V222H77ZM173 223V222H172ZM217 223V222H216ZM5 224H7V225H5ZM116 224V223H115ZM159 224H160V222H159ZM55 225H56V223H55ZM70 226L71 225H73V224H71V222H70V224H69ZM74 225H75V223H74ZM78 224H76L75 226H77ZM152 225V224H151ZM161 225V224H160ZM221 225V226H220ZM83 226H86V225H83ZM188 226V225H187ZM190 226V225H189ZM188 226V227H189ZM214 226H215V224H214ZM218 226V225H217ZM219 226H220V229H222V230H226V229H228V230H226V231H229V233H227V235L225 236L228 240H229V242L231 243L230 245H232L233 244V247L235 246H237L236 247V250L238 249H240V247H241V245L243 244H239V246H238V243H240V240H239V232H237L234 228L232 229L231 227H229L228 225H224V223H220L219 224ZM223 226V227H222ZM6 227V229H4ZM9 227V226H8ZM11 227V226H10ZM46 227H49L50 228V226H46ZM45 227V228H46ZM72 227V226H71ZM70 227V228H71ZM103 226H101V228H102ZM185 227V226H184ZM222 227V228H221ZM261 225H259V222H257V229L260 231V229H261ZM264 227V226H263ZM13 228V227H12ZM35 228V229H36ZM78 228H79V226H78ZM101 228L99 229V230H101ZM105 228V227H104ZM104 228H102L103 230H105ZM131 228V227H130ZM218 228V227H217ZM64 230H65V228H63ZM69 229V228H68ZM75 229H77V227L75 228L74 226L70 229V232L72 233V232H74V234H75ZM84 229V228H83ZM88 229V228H87ZM160 229V228H159ZM216 229V228H215ZM264 229V228H263ZM29 230V229H28ZM46 230V229H45ZM45 230H43V231H45ZM64 230H60V231H63L64 232ZM103 230H101L99 233L101 234L102 232H103ZM148 230V229H147ZM7 231V230H6ZM82 231V230H81ZM84 231V230H83ZM253 231V230H252ZM258 231V232H259ZM9 232V231H8ZM56 232V231H55ZM58 232V231H57ZM78 232V231H77ZM88 232V231H87ZM128 232V231H127ZM142 232V231H141ZM261 232L263 233V231L261 230ZM18 233V232H17ZM140 233V232H139ZM143 233H145L144 232V230H143ZM9 234V233H8ZM10 234H12V233H10ZM66 234H68V235H66V237L68 236H70L71 237V235L69 234V232H66ZM93 234V236L95 235V237L94 238H96V237H98L97 235H99L97 232L94 234V233H92ZM142 234V233H141ZM146 234V233H145ZM264 234V233H263ZM3 235H5V234H3ZM6 235H7V233H6ZM65 235V234H64ZM88 235V234H87ZM91 235V234H90ZM103 235V234H102ZM261 235V234H260ZM46 236V235H45ZM72 236H73V234H72ZM92 236V235H91ZM140 237H142L141 235H139ZM138 236V237H139ZM78 236H76V238H77ZM100 237H102V236H100ZM99 237V238H100ZM104 237V236H103ZM220 237V236H219ZM222 237V236H221ZM49 238V237H48ZM65 238V237H64ZM87 238V237H86ZM105 238V237H104ZM223 238V237H222ZM263 237H261V239H260V237H259V239H255V240H253V237L251 236V234H248V238L246 239V242H248L249 243V245H250V249L255 253V259H257V258H259L260 259V253H262V249L264 248H261L260 246V248L257 246V242H260V244H264V238L262 239ZM61 239V238H60ZM80 239V238H79ZM83 239V238H82ZM85 239V238H84ZM91 239V238H90ZM101 239H103V238H101ZM136 239V240H135ZM135 239L133 240V241H131V242H133L134 243V245H135V248L134 249H136L137 248V246H139V245H137V244H139L140 242V240L139 239H141V238H136L135 237ZM155 239V238H154ZM183 239V238H182ZM220 239V238H219ZM7 242H2V243H0V264H30V260L28 259V258H30L29 256L30 255H32V254H30L26 259H25V257L27 256H23L24 257V259L22 260V261H19V260H16V261H13V262H11L10 260H8L9 261V263L7 262V263H5V262H3L2 261V259H4V258H6L7 259V257H5V255L7 254V253H9V250H10V248H9V244H11L10 242H8V241H10V240H7V239H5ZM62 240V239H61ZM67 240H69V238L68 239H66L65 238V240L64 241H66V242H62V244H64L63 246H67V247H70V245H71V243H73V242H71V241H74L73 240V238H72V240L71 241H67ZM89 240V239H88ZM87 240V241H88ZM138 240V241H137ZM166 239H164V238H162V239H158V237L155 239V241L157 242V243H159V244H162L163 243V241H165ZM192 240H194V242H196L197 243V239L195 240V239H192ZM4 241V240H3ZM44 241V240H43ZM78 241V240H77ZM77 241L75 242L74 241V243L76 244L77 243ZM85 241V240H84ZM99 242L100 240L98 239V240H96V242ZM190 241V240H189ZM188 241V242H189ZM223 240L221 239L220 240V245H219V247H218V251H220L219 253H221L222 254V252H224L225 251V247H226V245H224L223 244V242H222ZM225 241H227V240H225ZM13 242V241H12ZM15 242V241H14ZM13 242V243H14ZM71 242V243H70ZM79 243H80V241H78ZM129 242H130V240H129ZM139 242V243H138ZM12 243V244H13ZM56 243V242H55ZM87 243H89V242H87ZM191 243V242H190ZM207 243V242H206ZM227 243H228V241H227ZM226 242H225V244H227ZM2 244V245H1ZM52 244H53V242H52ZM129 244V243H128ZM132 244V243H131ZM130 244V245H131ZM246 244V243H245ZM244 244V245H245ZM14 245V244H13ZM17 245V244H16ZM76 245H80V244H76ZM89 245V244H88ZM229 245V246H230ZM228 246V247H229ZM14 247V246H13ZM67 247H65V248H67ZM72 247H74V245L72 246ZM80 247V246H79ZM126 247L130 250V248H129V246H127V244H126ZM132 247V246H131ZM140 247V246H139ZM246 247H249L248 245L247 246H244V248H246ZM12 248V247H11ZM75 248V247H74ZM74 248H72L73 250H74ZM76 248H78V247H76ZM84 248H86V247H84ZM114 248V247H113ZM133 248H131V249H133ZM227 248V247H226ZM232 248V247H231ZM241 248H243V247H241ZM243 248V249H244ZM13 249V248H12ZM11 249V250H12ZM71 249V248H70ZM229 249V248H228ZM249 248H248V256L250 255L249 253H250V250ZM10 250V251H11ZM87 250V249H86ZM85 250V251H86ZM90 250V249H89ZM137 250V249H136ZM245 250V249H244ZM246 250H247V248H246ZM88 251V250H87ZM139 251V250H138ZM229 252H231V249L230 250H228ZM227 251V252H228ZM239 251H241V249L239 250ZM239 251H236L235 253H236V256L238 257V258H241V252H239ZM251 251V252H252ZM23 252V251H22ZM26 252V251H25ZM27 252H29V251H27ZM26 252V253H27ZM81 252V251H80ZM83 252V251H82ZM89 252V251H88ZM117 252V251H116ZM237 252H239L240 253V255L237 253ZM6 253V254H5ZM86 253V252H85ZM218 253V252H217ZM219 253H218V255H219ZM253 253V254H254ZM5 254V255H4ZM80 254H82V253H80ZM84 254V253H83ZM94 254H97V252H95ZM94 254H91V255H94ZM116 254H118L117 255V257L119 258V260H120V262H121V259H122V261L124 260V257H123V255L121 254V253H115V255ZM4 255V256H3ZM9 255V254H8ZM12 255V254H11ZM20 255H22V254H20ZM90 254H87V258H89L88 256H89ZM114 255V256H115ZM136 255V254H135ZM217 255V256H218ZM252 255V254H251ZM66 256V255H65ZM82 255H80V257H81ZM113 256V255H112ZM113 256V257H114ZM235 256V257H236ZM247 255H245V258H244V260H245V262H247V264L249 263V261H250V257H248ZM253 256V255H252ZM262 256V255H261ZM4 257V258H3ZM33 257V256H32ZM91 258L90 259H88L87 261H91V260H93L94 259V257L96 258V256H90ZM93 257V258H92ZM97 257H98V255H97ZM243 257V256H242ZM10 257H8V259H9ZM85 258V257H84ZM6 259H4V261H6ZM13 259V258H12ZM22 259V258H21ZM28 259V260H27ZM80 259V258H79ZM86 259V258H85ZM127 259V258H126ZM130 259V258H129ZM133 259V258H132ZM243 259V258H242ZM33 260V259H32ZM78 260V259H77ZM139 260V259H138ZM253 260V259H252ZM79 261V260H78ZM86 261V260H85ZM126 261V260H125ZM128 261V260H127ZM132 261V260H131ZM130 261V262H131ZM140 261H143L142 259H140ZM41 262V261H40ZM124 262V261H123ZM122 262V263H123ZM154 262V261H153ZM162 261H159V262H157L158 264H162L161 263ZM226 262V261H225ZM34 263V262H33ZM78 263V262H77ZM83 263V262H82ZM129 263V262H128ZM127 263V264H128ZM146 263V262H145ZM144 263V264H145ZM236 263V262H235ZM240 263V262H239ZM239 263H237V264H239ZM37 264H40V263H37ZM65 264H71V262L69 261V262H65ZM75 264V263H74ZM140 264V263H139ZM225 264V263H224ZM227 264H229V263H227ZM254 264V263H253ZM255 264H257V262L255 263Z\"/></svg>", "mask_w": 264, "mask_h": 264}]
</instances>
